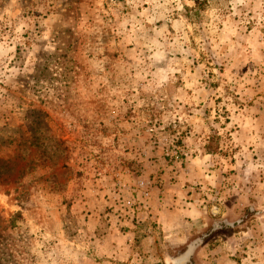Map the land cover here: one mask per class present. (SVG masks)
<instances>
[{
  "label": "rangeland",
  "instance_id": "rangeland-1",
  "mask_svg": "<svg viewBox=\"0 0 264 264\" xmlns=\"http://www.w3.org/2000/svg\"><path fill=\"white\" fill-rule=\"evenodd\" d=\"M158 262L264 264V0H0V264Z\"/></svg>",
  "mask_w": 264,
  "mask_h": 264
},
{
  "label": "crops",
  "instance_id": "crops-1",
  "mask_svg": "<svg viewBox=\"0 0 264 264\" xmlns=\"http://www.w3.org/2000/svg\"><path fill=\"white\" fill-rule=\"evenodd\" d=\"M191 190L189 185L181 182L171 188H149L148 193L141 198L143 204H138L137 208L143 219L147 216L157 224L158 233L177 235L186 224H190L192 219L202 213L194 202L189 201ZM155 238L153 236L149 239Z\"/></svg>",
  "mask_w": 264,
  "mask_h": 264
},
{
  "label": "water",
  "instance_id": "water-1",
  "mask_svg": "<svg viewBox=\"0 0 264 264\" xmlns=\"http://www.w3.org/2000/svg\"><path fill=\"white\" fill-rule=\"evenodd\" d=\"M190 251H186V253H184V255L181 257V259H179L180 261L184 260L187 256H189Z\"/></svg>",
  "mask_w": 264,
  "mask_h": 264
},
{
  "label": "trees",
  "instance_id": "trees-1",
  "mask_svg": "<svg viewBox=\"0 0 264 264\" xmlns=\"http://www.w3.org/2000/svg\"><path fill=\"white\" fill-rule=\"evenodd\" d=\"M196 3H198V0H194ZM150 264H161V263H150Z\"/></svg>",
  "mask_w": 264,
  "mask_h": 264
},
{
  "label": "bare ground",
  "instance_id": "bare-ground-1",
  "mask_svg": "<svg viewBox=\"0 0 264 264\" xmlns=\"http://www.w3.org/2000/svg\"><path fill=\"white\" fill-rule=\"evenodd\" d=\"M214 211V210H213ZM216 211V210H215Z\"/></svg>",
  "mask_w": 264,
  "mask_h": 264
}]
</instances>
